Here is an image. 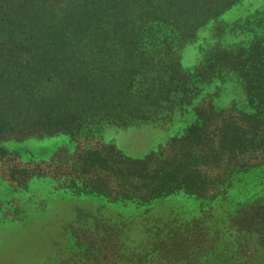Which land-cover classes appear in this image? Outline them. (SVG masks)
Here are the masks:
<instances>
[{
    "label": "rangeland",
    "instance_id": "obj_1",
    "mask_svg": "<svg viewBox=\"0 0 264 264\" xmlns=\"http://www.w3.org/2000/svg\"><path fill=\"white\" fill-rule=\"evenodd\" d=\"M263 10L240 0L148 49L192 73L264 29ZM180 85L164 111L2 139L0 264H264V124L233 135L245 97L230 76L199 69Z\"/></svg>",
    "mask_w": 264,
    "mask_h": 264
},
{
    "label": "trees",
    "instance_id": "obj_2",
    "mask_svg": "<svg viewBox=\"0 0 264 264\" xmlns=\"http://www.w3.org/2000/svg\"><path fill=\"white\" fill-rule=\"evenodd\" d=\"M239 1L0 0V141L76 130L93 115L164 111L174 83L188 85L199 69L235 79L245 106L233 135L253 132L264 124V29L214 49L192 73L148 49L160 38L166 49L186 42ZM188 130L204 133L195 122Z\"/></svg>",
    "mask_w": 264,
    "mask_h": 264
}]
</instances>
